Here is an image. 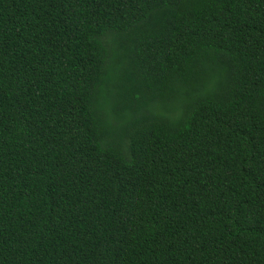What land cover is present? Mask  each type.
Listing matches in <instances>:
<instances>
[{
	"label": "trees",
	"instance_id": "trees-1",
	"mask_svg": "<svg viewBox=\"0 0 264 264\" xmlns=\"http://www.w3.org/2000/svg\"><path fill=\"white\" fill-rule=\"evenodd\" d=\"M0 264H264V0H0Z\"/></svg>",
	"mask_w": 264,
	"mask_h": 264
}]
</instances>
